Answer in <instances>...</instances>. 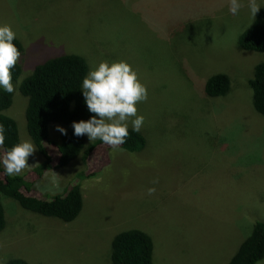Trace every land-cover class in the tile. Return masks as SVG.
<instances>
[{
	"label": "rangeland",
	"instance_id": "1",
	"mask_svg": "<svg viewBox=\"0 0 264 264\" xmlns=\"http://www.w3.org/2000/svg\"><path fill=\"white\" fill-rule=\"evenodd\" d=\"M241 4L232 15L230 0H0V25H10L25 46L21 57L37 56L26 45L40 42V53L52 48L84 57L87 74L101 61L123 60L148 90L137 105L145 118L140 153L98 148L87 162L78 156L41 177L33 168L44 157L37 150L29 157L20 174L33 183L29 195L59 194L86 174L81 210L67 223L4 198L0 258L112 264L113 237L138 229L152 239L153 264L229 262L253 224L264 222V117L253 110L247 84L264 54L239 47L255 20L248 0ZM217 73L229 76L231 88L210 99L204 84ZM26 103L16 88L5 111L20 142H32ZM72 123H51L50 139L59 143L57 126L69 132ZM84 137L86 145L95 141ZM56 149L46 147L53 164Z\"/></svg>",
	"mask_w": 264,
	"mask_h": 264
},
{
	"label": "trees",
	"instance_id": "2",
	"mask_svg": "<svg viewBox=\"0 0 264 264\" xmlns=\"http://www.w3.org/2000/svg\"><path fill=\"white\" fill-rule=\"evenodd\" d=\"M174 28H170L173 32ZM21 55L26 54L25 46L18 39L13 41ZM40 45V42H37ZM239 47L248 52L264 54V6L255 16L253 24L240 37ZM38 44L29 43L37 56L29 54L21 57L12 69V79L15 88L27 98L25 108L26 131L37 152L44 161L33 168L37 176L43 173L67 166L71 161L81 156L86 161L98 148L107 145L99 139L86 145L85 137H77L73 130L59 136V143L50 139L49 125L51 123H72L88 120L89 113L82 94V81L87 74L86 59L77 54H57L55 49L48 48L38 51ZM30 72H26L30 70ZM230 78L225 73L210 76L204 84V93L209 98H221L230 91ZM251 90V104L255 113L264 117V60L254 66L253 77L248 80ZM12 103V93L0 89V124L5 128V143L0 147L2 156L5 150L20 142L18 127L15 120L5 111ZM145 134L139 130L132 131L123 145L117 146L128 153H140L145 147ZM56 146V162L48 154L46 147ZM86 178L80 173L71 187L53 196L29 195L32 181L28 175L15 177L6 176L4 167L0 164V232L5 227V211L2 204L4 198H11L33 213L44 217H55L64 222L73 221L80 213L83 203L79 182ZM153 243L151 237L138 229H127L116 234L111 241L112 264H153ZM264 257V223L255 222L249 236L241 243L236 253L227 264H257ZM6 264H27L23 259L12 258Z\"/></svg>",
	"mask_w": 264,
	"mask_h": 264
},
{
	"label": "clouds",
	"instance_id": "3",
	"mask_svg": "<svg viewBox=\"0 0 264 264\" xmlns=\"http://www.w3.org/2000/svg\"><path fill=\"white\" fill-rule=\"evenodd\" d=\"M241 7V0H230L229 12L232 15H237ZM248 7L254 19L261 6L257 0H248ZM15 39L16 33L10 25H0V89L7 93L16 91L12 69L19 61L21 53L13 43ZM81 91L87 110L94 115L86 121L72 123L75 136H87L89 141L99 139L107 145L117 147L126 142L129 123L135 132L143 126L145 118L138 115L137 105L148 99V90L128 62L101 61L83 78ZM57 131L67 134L66 129L59 125ZM4 143L5 128L0 124V147ZM35 151L36 148L30 140L21 141L10 150L6 149L3 156H0L4 174L10 177L22 174L29 167L28 159ZM154 191V188L149 189V193ZM0 264H6V261L0 258Z\"/></svg>",
	"mask_w": 264,
	"mask_h": 264
}]
</instances>
